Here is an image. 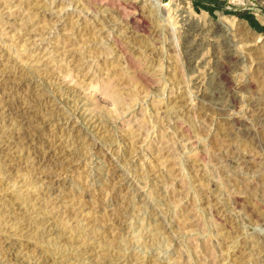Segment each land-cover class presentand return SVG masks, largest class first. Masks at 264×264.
<instances>
[{"label":"rangeland","instance_id":"1","mask_svg":"<svg viewBox=\"0 0 264 264\" xmlns=\"http://www.w3.org/2000/svg\"><path fill=\"white\" fill-rule=\"evenodd\" d=\"M185 1L0 0V264H264V0Z\"/></svg>","mask_w":264,"mask_h":264},{"label":"bare ground","instance_id":"2","mask_svg":"<svg viewBox=\"0 0 264 264\" xmlns=\"http://www.w3.org/2000/svg\"><path fill=\"white\" fill-rule=\"evenodd\" d=\"M177 1H179V3H178V8H180L181 10H183V12H184V9H185V11H187V3H186V1L185 0H177ZM221 27V26H220ZM223 28V27H222ZM91 34V33H90ZM253 38V39H252ZM250 40L251 41H253V42H259V40L257 39V37H255L254 38V36L252 37ZM146 42V41H145ZM253 44L252 45V47L254 48V51L255 50H257V52H255V53H258L259 55H262L263 57H264V44H262V45H257V44ZM253 50V49H252ZM253 52V51H252ZM261 57V56H260ZM262 57V58H263ZM260 60V59H259ZM259 67V66H258ZM262 69V68H261ZM264 69V68H263ZM226 77V76H225ZM264 79V78H263ZM261 84H262V82H261ZM263 85V84H262ZM263 104V103H262ZM86 116V115H85ZM99 120V119H98ZM227 127V126H226ZM229 127V126H228ZM226 136H227V134H226ZM73 161V160H72ZM204 189V188H203ZM244 203V202H243ZM183 213V212H182ZM80 237V236H79ZM259 250V249H258Z\"/></svg>","mask_w":264,"mask_h":264}]
</instances>
